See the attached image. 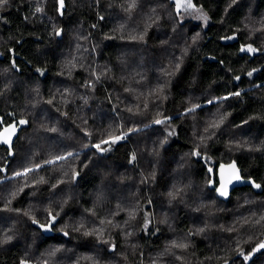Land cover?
Segmentation results:
<instances>
[{
    "label": "trees",
    "instance_id": "trees-1",
    "mask_svg": "<svg viewBox=\"0 0 264 264\" xmlns=\"http://www.w3.org/2000/svg\"><path fill=\"white\" fill-rule=\"evenodd\" d=\"M194 4L0 3V264H264V0Z\"/></svg>",
    "mask_w": 264,
    "mask_h": 264
},
{
    "label": "water",
    "instance_id": "water-1",
    "mask_svg": "<svg viewBox=\"0 0 264 264\" xmlns=\"http://www.w3.org/2000/svg\"><path fill=\"white\" fill-rule=\"evenodd\" d=\"M15 126V134L12 136L11 143L10 144H4L0 143V146L5 147L7 149H12L15 145L16 140L19 138L20 133L22 131V127L18 125L16 122L6 124L5 119L3 116L0 115V132H3L5 128H9L11 126ZM235 165V168L238 170V174L240 176L239 180L232 179L231 183H227V195H230L235 189L241 188V187H250L252 190H254L256 193H263L264 192V186L261 183L256 182L254 179L250 178L247 179L243 177L242 171L240 170L238 164L236 162H232L230 164H221L217 170V179H218V186H216L214 174L213 178L211 180V188L215 189L217 194L220 195V192L218 191L221 189L222 184H225L229 178L231 169L229 168L230 165ZM256 184H259L260 187H255ZM50 230H46L45 227H41V229L46 232L49 236H54V231L52 229V223H50ZM47 227V226H46ZM58 234L64 235L66 238H69V236L66 233L59 232Z\"/></svg>",
    "mask_w": 264,
    "mask_h": 264
},
{
    "label": "snow or ice",
    "instance_id": "snow-or-ice-1",
    "mask_svg": "<svg viewBox=\"0 0 264 264\" xmlns=\"http://www.w3.org/2000/svg\"><path fill=\"white\" fill-rule=\"evenodd\" d=\"M61 2V6H63V0H60ZM0 3H4L6 4L7 3V0H0ZM177 9L179 10L182 6L185 7V8H192L193 5L191 3V0H177ZM206 18V17H205ZM242 51H244L245 49H241ZM247 51L248 52H255L256 49L255 48H252L251 46H249L247 48ZM249 75H251V73H249ZM237 79H239L237 77ZM235 95H239V93H235ZM21 123H24V121H21ZM156 123H162V121H159L157 120ZM15 126H11L9 128H5L3 132H0V143H4V144H10L11 143V139H12V136L15 134ZM122 137H115L112 139V143H115L118 139H121ZM108 141H105V143H107ZM95 147L97 149H100V145L97 144L95 145ZM60 159H64V157H60ZM229 168L231 169V172H230V175H229V178L227 180V182L225 184H222L221 186V189H219L218 191L220 192V195H223V196H226L227 195V183H231L232 179H236V180H239L240 179V176L238 174V170L235 168V165H230ZM26 174V173H25ZM255 187L259 188L260 185L259 184H256ZM35 223V221H33ZM53 222H54V217H53ZM41 227H45L46 230H50V226H44L42 225ZM260 248H264V243L260 244L259 245ZM243 255V253H241ZM244 259L247 260L248 259V256L245 255L244 256Z\"/></svg>",
    "mask_w": 264,
    "mask_h": 264
},
{
    "label": "rangeland",
    "instance_id": "rangeland-1",
    "mask_svg": "<svg viewBox=\"0 0 264 264\" xmlns=\"http://www.w3.org/2000/svg\"><path fill=\"white\" fill-rule=\"evenodd\" d=\"M181 11H182V14L180 17L182 20H192V21H195L197 23H202V24H207L208 22L206 14L198 6L193 5L192 8L184 7ZM86 260H90V258H86Z\"/></svg>",
    "mask_w": 264,
    "mask_h": 264
},
{
    "label": "flooded vegetation",
    "instance_id": "flooded-vegetation-1",
    "mask_svg": "<svg viewBox=\"0 0 264 264\" xmlns=\"http://www.w3.org/2000/svg\"><path fill=\"white\" fill-rule=\"evenodd\" d=\"M191 3H192V5H195L193 0L191 1ZM176 5H177V0H176ZM183 8H184V7H183ZM183 8H182V9H183Z\"/></svg>",
    "mask_w": 264,
    "mask_h": 264
},
{
    "label": "bare ground",
    "instance_id": "bare-ground-1",
    "mask_svg": "<svg viewBox=\"0 0 264 264\" xmlns=\"http://www.w3.org/2000/svg\"><path fill=\"white\" fill-rule=\"evenodd\" d=\"M192 1V0H191Z\"/></svg>",
    "mask_w": 264,
    "mask_h": 264
}]
</instances>
